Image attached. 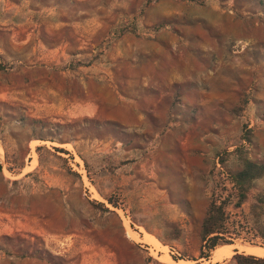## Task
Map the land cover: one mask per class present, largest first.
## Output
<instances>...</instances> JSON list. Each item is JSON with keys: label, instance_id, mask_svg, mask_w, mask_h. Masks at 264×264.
I'll return each mask as SVG.
<instances>
[{"label": "rangeland", "instance_id": "374dc122", "mask_svg": "<svg viewBox=\"0 0 264 264\" xmlns=\"http://www.w3.org/2000/svg\"><path fill=\"white\" fill-rule=\"evenodd\" d=\"M244 159L264 164V0H0V264H235L216 252L264 248ZM212 200L228 243L205 259Z\"/></svg>", "mask_w": 264, "mask_h": 264}, {"label": "trees", "instance_id": "16d2710c", "mask_svg": "<svg viewBox=\"0 0 264 264\" xmlns=\"http://www.w3.org/2000/svg\"><path fill=\"white\" fill-rule=\"evenodd\" d=\"M263 175V163H258L249 159L243 160L241 169L232 174L230 179L238 199V205H241V203L247 198V192L253 181L259 179ZM107 201L114 206L109 199H107ZM260 201L264 205V201ZM226 220L225 203H217L215 200H212L209 204L207 214L201 223L200 231L203 241V245L201 247V257L208 259L210 252L213 251L219 244L228 243L220 242L223 239L222 235L225 233L224 229ZM255 236L264 240V230H261L260 232L259 230H256ZM246 253L235 252V254L231 257V260L235 264H264V257H259L248 252Z\"/></svg>", "mask_w": 264, "mask_h": 264}, {"label": "bare ground", "instance_id": "6f19581e", "mask_svg": "<svg viewBox=\"0 0 264 264\" xmlns=\"http://www.w3.org/2000/svg\"><path fill=\"white\" fill-rule=\"evenodd\" d=\"M146 237V240L149 241V242H152L154 244H156L157 246L159 245V242L158 241H155L153 240L152 237L150 236H145ZM241 249L242 251H246L250 254H253V255H258V256H264V248L262 247H256V246H242V245H227V246H224L222 249H219L217 252H216V255H215V258L216 260L220 261L224 258V256H230L232 255V252L234 249Z\"/></svg>", "mask_w": 264, "mask_h": 264}, {"label": "built area", "instance_id": "2783aa9c", "mask_svg": "<svg viewBox=\"0 0 264 264\" xmlns=\"http://www.w3.org/2000/svg\"><path fill=\"white\" fill-rule=\"evenodd\" d=\"M80 172H84V171H80ZM82 177H85V173L82 174ZM89 184V183H88Z\"/></svg>", "mask_w": 264, "mask_h": 264}]
</instances>
